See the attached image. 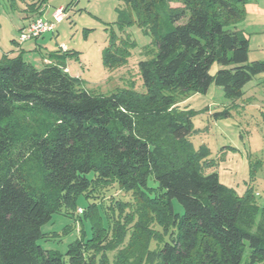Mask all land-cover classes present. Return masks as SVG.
<instances>
[{
  "label": "trees",
  "instance_id": "obj_1",
  "mask_svg": "<svg viewBox=\"0 0 264 264\" xmlns=\"http://www.w3.org/2000/svg\"><path fill=\"white\" fill-rule=\"evenodd\" d=\"M121 2V36H109L102 61L108 70L126 63L134 43L124 29L136 23L151 37L143 53L153 49L137 66L142 94L85 90L64 70L67 52L50 54L41 69L21 56L0 58V264H108L105 251L114 252L113 264L264 263V205L250 191L235 195L216 173L205 175L187 144L188 111L169 113L177 93L202 94L214 85L240 98L264 72V62H247L249 41L237 28L246 2ZM36 4L29 9L40 16L46 0ZM213 65L220 68L211 75ZM109 184L131 193L132 214L119 213L118 224L107 218L104 228L94 203L81 212L90 239H77L64 256L37 244L55 213L76 211L79 195ZM153 224L168 235L155 252L148 250Z\"/></svg>",
  "mask_w": 264,
  "mask_h": 264
},
{
  "label": "rangeland",
  "instance_id": "obj_2",
  "mask_svg": "<svg viewBox=\"0 0 264 264\" xmlns=\"http://www.w3.org/2000/svg\"><path fill=\"white\" fill-rule=\"evenodd\" d=\"M121 1L46 0L43 20L51 19V14L57 8L67 7L66 18L57 25L53 34L23 43L20 50L15 44L18 29L27 22L28 18L25 19V16L30 17L29 8L38 0H0V58L3 54H8L9 57L21 56L26 63L41 69L44 63L49 62H44V58L66 47L68 54L64 56V63L68 73L80 79L85 90L94 95H110L119 89L142 94L145 90L137 66L139 61L152 56L153 49L151 46L148 53H143L144 48L150 45L151 37L138 28L136 23L124 29L134 43L129 49L126 63L117 69L108 70L104 68L102 61L101 54L108 44L109 36H121L117 24V11L125 8ZM244 1V19L237 28L242 37L249 41L247 62H264V0ZM37 16L35 13L34 17ZM219 68L213 65L210 74L214 75ZM242 89V97L232 99L214 85L202 94L177 93L169 113L184 115L183 112L188 111L191 133L187 144L199 157L202 172L205 175L216 173L218 182L234 191L237 196L241 197L250 191L255 203L262 207L264 72L255 75ZM166 123V120L162 121V125ZM147 185L152 189L156 188L151 178ZM88 194L87 197L81 194L76 198L75 210L79 208L84 211L89 205L97 204L104 228H107L108 219L109 224L120 223L117 220L119 213L120 218L133 213L131 193L119 190L112 184L95 186ZM172 206L174 213L181 217L184 211L182 206L175 200L172 201ZM77 210L71 212L62 209L55 213L41 227L42 237L37 240V244L51 254L64 256L68 246L77 239H90V222ZM153 229L157 237L149 241L148 250L151 252L157 251L162 242L168 240V235L158 224H153ZM124 238L127 243L128 236ZM105 252L108 264H113L114 252Z\"/></svg>",
  "mask_w": 264,
  "mask_h": 264
},
{
  "label": "built area",
  "instance_id": "obj_3",
  "mask_svg": "<svg viewBox=\"0 0 264 264\" xmlns=\"http://www.w3.org/2000/svg\"><path fill=\"white\" fill-rule=\"evenodd\" d=\"M67 13L65 8H57L51 14L50 20H43L38 18L30 22L26 27L22 28L18 32L17 45L20 46L28 41H34L46 34H53L57 28V25L63 22ZM60 52H67L66 47L60 48ZM81 214L82 209L77 210Z\"/></svg>",
  "mask_w": 264,
  "mask_h": 264
},
{
  "label": "crops",
  "instance_id": "obj_4",
  "mask_svg": "<svg viewBox=\"0 0 264 264\" xmlns=\"http://www.w3.org/2000/svg\"><path fill=\"white\" fill-rule=\"evenodd\" d=\"M29 11H30V9H29ZM44 7L40 10V12L39 13H41V15L39 16H37V17H34V15H35V13H38V12H33V11H30V13H31V15H30V17L29 16H25V19L26 18H28L27 19V22L24 24V25H22L19 29H18V32H19V30L20 29H22V28H24V27H26L30 22H32L33 20H35V19H38V18H43V14H44ZM50 20V19H49ZM16 46H18V45H16ZM19 48L18 49H20L21 50V48H20V46H18ZM44 62H46V59L44 60ZM64 70H66L67 71V73H68V70H67V67H66V65H65V69ZM69 74V73H68Z\"/></svg>",
  "mask_w": 264,
  "mask_h": 264
}]
</instances>
